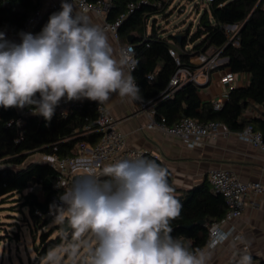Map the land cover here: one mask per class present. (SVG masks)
Returning a JSON list of instances; mask_svg holds the SVG:
<instances>
[{"label": "trees", "instance_id": "trees-1", "mask_svg": "<svg viewBox=\"0 0 264 264\" xmlns=\"http://www.w3.org/2000/svg\"><path fill=\"white\" fill-rule=\"evenodd\" d=\"M141 1L113 0L114 5L109 10L107 19L112 21L122 14L126 15L119 27V38L127 43L130 34L135 36L131 43L135 47L136 64L131 74L140 88L143 101H153L154 118L169 125L184 117L204 122L220 120L232 131H240L251 124L264 137V0H212L203 7L195 28L190 24L176 33L166 32L158 24V16L167 19L173 12L172 0ZM44 2L0 0V26L13 34L21 33L27 18L34 11L42 9L41 19L31 33L33 36L39 35L51 15L60 11L45 8ZM130 3L136 5L133 11L129 10ZM196 6L198 9L201 7ZM234 24L239 25L238 45L228 43L225 29L226 25ZM4 37L10 44H15L9 41L5 33ZM211 47L221 51V56L227 58L225 65L233 72L248 73V83L232 87L219 109L214 108L213 101L200 98L199 85L194 81L182 83L169 94V84L177 69L180 66L195 68L191 57L200 51H208ZM171 48L177 51L181 65L176 63L170 52ZM253 103L262 107L260 115L245 116L246 110ZM19 114L16 107H0V204L13 198L22 207H28L35 225L42 228L58 217L60 209H64L60 207L54 213L50 211L53 195L63 194L64 191L54 186L58 173L55 167L48 162L29 158L37 152L65 156L72 154L81 140L92 143L98 141L99 132L86 133L84 129L85 125L95 127L96 105L87 100L69 116H53L51 121L30 113L25 116L22 127L16 124L8 126L7 123ZM140 158L155 161L167 169L168 183L174 188V195L182 204L181 215L171 221L172 237L184 243L190 241L192 250L204 246L209 235V225L226 213L227 204L223 195L214 192L209 181L191 189H178L174 185L172 172L163 159L151 152L141 154L138 159ZM109 179L106 176L99 178L101 183ZM32 184L40 186L43 198L36 191H25ZM37 209L40 214L36 213ZM66 224L67 220L58 222L40 234V241L35 249L41 260L47 258L64 239L74 235L73 231L65 229ZM59 230L60 233L53 236ZM15 235L18 237V232ZM259 262L264 264V258H260Z\"/></svg>", "mask_w": 264, "mask_h": 264}, {"label": "clouds", "instance_id": "clouds-1", "mask_svg": "<svg viewBox=\"0 0 264 264\" xmlns=\"http://www.w3.org/2000/svg\"><path fill=\"white\" fill-rule=\"evenodd\" d=\"M61 8L39 35L21 33L20 44L0 32V107H29L51 121L62 99L103 104L116 93L143 101L135 77L125 72L132 49L114 54L105 31L75 12L73 0H62ZM101 176L110 179L101 183ZM174 191L167 169L152 160H117L100 173L84 166L61 195L67 208L57 218L67 220L76 238L89 233L94 239L86 264H208L210 252L193 251L190 241L171 235V221L182 211ZM230 235L219 230L209 248ZM238 264H252L246 249Z\"/></svg>", "mask_w": 264, "mask_h": 264}, {"label": "built area", "instance_id": "built-area-1", "mask_svg": "<svg viewBox=\"0 0 264 264\" xmlns=\"http://www.w3.org/2000/svg\"><path fill=\"white\" fill-rule=\"evenodd\" d=\"M211 1L212 0H202V3L207 4ZM67 2L71 3L72 0H67ZM141 2H146V0H142ZM61 3L62 0H51L45 8L59 9L61 11ZM73 3L82 12H95L97 15L103 17L104 29L110 31L116 38L119 37V27L126 15L122 14L112 21L107 19V14L114 5L113 0H73ZM159 5H161V1H159ZM135 6V3H130L129 10L133 11ZM41 16L42 9L34 11L27 18L24 24V30L21 33L31 34L36 24L41 19ZM225 29L229 38L228 43L232 42L233 44L238 45L239 39L237 37V32L239 30V25H226ZM0 32L5 33L11 41L13 40V43H22L21 33L13 34L8 32L4 26H0ZM129 48L132 49L133 62L130 63L127 68L131 72L136 64L134 45L131 42H127L120 46L119 51L121 49L126 50ZM170 52L174 56L176 63L181 65V59L177 51L171 48ZM226 61L227 58L221 56V51L212 47L208 51L195 53L191 57V62L196 65V67L180 66L171 78L169 94L174 92L175 87L180 86L186 81H194L199 86L203 84V82L209 81L211 78V71L220 68V66H226ZM235 75L236 73L227 67L221 74V81L224 84H230L234 80ZM150 78H152V76H150ZM87 100L88 99L67 101L66 99H62L59 105L56 106L53 116L67 117L79 107L83 106ZM224 100L225 99L223 98L213 100L214 108H221ZM95 105L97 110L95 127L91 128L90 126L85 125L84 129L86 130V133L89 131L99 132L100 137L98 141L92 143L88 140H81L76 144L73 153L65 156H61L57 153H41L40 161L50 163L58 171L54 180V186L56 189L63 190L64 192L70 189L75 177L82 173L84 166H94L97 173H100L104 166L114 163L117 160L138 159L141 154L148 152L141 148L128 145L126 134L119 128L118 120L109 112L105 103L99 104V102L95 101ZM141 105L144 109L149 110V112L154 115V103L152 100L141 101ZM18 110L20 111V114L16 118L10 120L7 123L8 126L16 124L22 127L25 123V116L32 113L31 109L18 108ZM86 120H88V117H86ZM147 127H159L168 134L178 137L189 146L202 145L205 138L208 136L216 137L219 135H228L232 131L223 121L210 120L204 122L191 117H184L172 125L165 122H159L154 118ZM237 133L242 139L249 141L264 152L263 134L260 130H256L253 125L248 124L242 130L237 131ZM207 179L211 184L213 191L223 195L227 204V210L221 219L216 220L209 225L208 239L205 245L199 248L200 250L209 248V243L217 238L216 234L219 230L231 233L229 238L232 237L233 240L241 239L242 234L236 232L233 224L227 228L224 225L242 216L249 202L247 200V195L249 193H253L254 196H259L264 192V185L260 181L245 182L229 168L213 169L208 173ZM40 190V186L34 184L26 189V191L36 192ZM61 195L62 194L60 193H55L53 195V205L50 210L51 213H54L57 208L67 206L61 201ZM251 203H255V201L253 200ZM36 213L40 214L41 212L37 209ZM221 243L216 244V246ZM248 248L247 245L244 247L246 250H248ZM252 264H260V262L257 260L252 262Z\"/></svg>", "mask_w": 264, "mask_h": 264}, {"label": "crops", "instance_id": "crops-1", "mask_svg": "<svg viewBox=\"0 0 264 264\" xmlns=\"http://www.w3.org/2000/svg\"><path fill=\"white\" fill-rule=\"evenodd\" d=\"M44 1L47 5L51 0ZM74 10L86 15L91 24L100 26L108 36L114 54L119 53L120 46L126 42L104 29L103 17L95 12H82L75 4ZM9 41L13 43V40ZM224 67L227 68L220 66L213 69L210 80L199 86L198 93L202 100L226 99L232 87L248 83V73H236L232 83L224 84L221 81ZM125 72H129L127 67ZM105 104L118 120L119 128L126 134L129 146L151 152L165 161L172 172L176 188L191 189L200 186L208 181V173L216 168H229L245 182L260 181L264 185V152L242 139L237 131H231L228 135L208 136L202 145L189 146L159 127H147L154 120V115L142 107L141 101L121 98L113 93ZM261 110L260 105L253 103L244 115H260ZM40 192L41 190L37 192L38 195ZM247 200L249 202L242 216L224 225L227 228L233 224L242 238L233 240L230 237L215 248H206L204 251L211 253L208 264H233L240 259L246 245L252 262L264 258V192L259 196L249 193ZM253 200L255 203H251ZM5 223L4 226L9 224Z\"/></svg>", "mask_w": 264, "mask_h": 264}, {"label": "rangeland", "instance_id": "rangeland-1", "mask_svg": "<svg viewBox=\"0 0 264 264\" xmlns=\"http://www.w3.org/2000/svg\"><path fill=\"white\" fill-rule=\"evenodd\" d=\"M172 1L173 12L167 19L158 16V24L166 32L171 33L183 30L190 24L195 28L205 6L202 0ZM44 5L46 6V4ZM196 5H200V9ZM29 159L41 160V152L31 155ZM40 197L43 198L41 192ZM66 208L67 206L64 207V209ZM66 216L67 212L65 211L61 215V219ZM5 222H9V224L4 226ZM58 222L60 219L56 218L40 228L35 225L27 206L22 207V204L13 198L0 204V264H86L89 249L95 245V241L89 233L81 234L79 238L72 235L53 249L47 258L41 260L38 257L35 247L40 241V234ZM60 231H55L53 236L59 234ZM16 232H18V237L15 235ZM73 251H75V255H73ZM50 256L53 258L49 259Z\"/></svg>", "mask_w": 264, "mask_h": 264}, {"label": "water", "instance_id": "water-1", "mask_svg": "<svg viewBox=\"0 0 264 264\" xmlns=\"http://www.w3.org/2000/svg\"><path fill=\"white\" fill-rule=\"evenodd\" d=\"M179 38H180V36H179ZM134 40H135V36H134L133 34H130V35L128 36V41H129V42H132V41H134ZM39 116H40V115H39ZM40 117H42V116H40ZM201 222L203 223L204 221L201 220ZM65 229H66L67 231H71V230H72L71 227L68 225V223L66 224ZM238 262H239V260H236V261H234L233 264H238Z\"/></svg>", "mask_w": 264, "mask_h": 264}]
</instances>
